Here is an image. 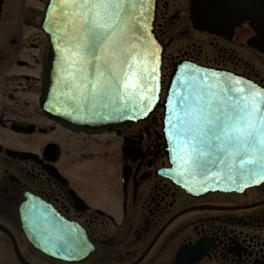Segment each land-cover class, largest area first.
Wrapping results in <instances>:
<instances>
[{
  "label": "flooded vegetation",
  "instance_id": "flooded-vegetation-1",
  "mask_svg": "<svg viewBox=\"0 0 264 264\" xmlns=\"http://www.w3.org/2000/svg\"><path fill=\"white\" fill-rule=\"evenodd\" d=\"M46 2L0 0V264H264V181L184 190L167 171L160 105L96 132L44 113ZM190 6L155 0L162 86L173 64L187 61L264 87V52L252 43L250 22L211 33L193 26ZM44 210L77 227L89 242L86 255L62 254L48 242L36 219ZM196 240L203 244L194 252L182 251Z\"/></svg>",
  "mask_w": 264,
  "mask_h": 264
},
{
  "label": "snow or ice",
  "instance_id": "snow-or-ice-1",
  "mask_svg": "<svg viewBox=\"0 0 264 264\" xmlns=\"http://www.w3.org/2000/svg\"><path fill=\"white\" fill-rule=\"evenodd\" d=\"M148 2L59 0L57 6L66 10L63 15L71 16L62 37L68 44L69 54L62 62L67 59L75 68L76 64L91 58L97 67L98 78L89 85L95 91L86 94L90 103L115 105L120 96L117 89L123 83L124 95L130 103L143 105L139 109L143 113L157 93L152 66L155 52L140 35L146 30L147 9L144 5ZM192 13L193 19L203 25L256 21L250 0H192ZM259 24L264 36V16L259 18ZM64 75L76 85L74 92L80 90L85 94L75 72ZM181 87H187L188 91L176 102L179 107L167 123L172 129L169 136L182 145V154L187 157L184 174L194 170L206 173L226 164L230 172L235 164H239L242 174L252 169H264V88L250 80L245 84L243 78L236 77L213 83L207 76L198 84ZM169 105H172L171 101ZM245 165L248 166L246 169ZM211 175L219 178L215 172ZM36 219L42 221L48 242L62 254H87L85 249L89 242L75 225L66 224L47 210L39 211ZM202 244L199 240L188 241L182 251L194 252Z\"/></svg>",
  "mask_w": 264,
  "mask_h": 264
},
{
  "label": "water",
  "instance_id": "water-1",
  "mask_svg": "<svg viewBox=\"0 0 264 264\" xmlns=\"http://www.w3.org/2000/svg\"><path fill=\"white\" fill-rule=\"evenodd\" d=\"M58 3L59 0H47L40 21V29L47 37L49 48L47 62L43 69L41 87V106L45 114L67 127L86 132H96L105 128L121 125L125 122L144 119L155 106L160 105L163 108L161 132L164 139V151L170 165L167 171L170 177L184 190L190 193L215 190H243L246 187L264 181V169H252L248 171L247 174H242V169L239 164H235L232 172L228 170L226 164L225 166L213 167L206 173L194 170L184 174V161L187 157L182 154V145L169 136V132H171L172 129L167 123V120L171 119L174 110L179 107L176 102L182 94L188 91L187 87H181V85L198 84L205 76L213 83L227 77H243L225 70L205 67L187 61L175 62L169 73L164 88V95L162 100H160L162 89L160 75L162 46L157 41L153 31L155 0H149V2L144 5L147 9L145 21L146 30L141 32L140 35L146 38L150 45V50H154L155 52L152 66L155 68L153 76L158 91L152 97L151 103H149L147 107H144L143 113L139 110L143 105L134 101L130 103L128 97L124 95L123 83H121L117 89L120 96L115 105L103 106L101 104H95V101L92 103L89 102L86 98V94L95 91L91 89L89 85L95 83L98 78L97 67H94L91 58L82 64H76L75 68L72 67V64L67 59H64L62 62V58L69 54L68 44L62 37L64 36L65 25L71 19V16L63 15L66 10L63 7H58ZM250 9L254 17H256V21H248L257 31L252 39V43L259 50L264 52V36L261 35L262 28L259 24V18L264 16V0H250ZM190 18L194 27L215 34L226 32L233 24L231 21L209 25L197 23L193 19L192 0ZM68 31L69 34H71V26H69ZM71 72H75L77 78L81 80L80 88L85 94H82L80 90L73 91L76 85L72 83L69 77L64 75V73ZM108 79H111V77H108ZM145 79H147V77H145ZM243 80L245 84L249 81L245 78H243ZM66 83L68 87L65 86ZM138 91L137 89L136 92ZM113 95H115V93H113ZM74 96L76 97L75 99H73ZM169 101L172 102L171 106L169 105ZM106 103L105 101L104 104ZM174 157L175 160L173 159ZM243 167L246 169L248 166L245 165ZM212 172L217 173L219 178L213 177L211 175ZM253 180L258 182H252ZM37 204L41 203L38 202ZM24 219L30 220L28 217ZM37 246L46 253H52L50 252L51 250L47 248L49 247L47 243L40 242L39 240Z\"/></svg>",
  "mask_w": 264,
  "mask_h": 264
}]
</instances>
